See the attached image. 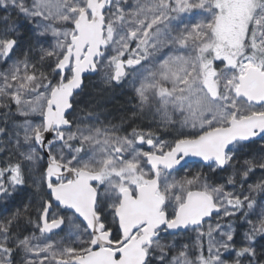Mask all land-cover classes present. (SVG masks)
<instances>
[{"label":"snow or ice","instance_id":"obj_1","mask_svg":"<svg viewBox=\"0 0 264 264\" xmlns=\"http://www.w3.org/2000/svg\"><path fill=\"white\" fill-rule=\"evenodd\" d=\"M0 8L33 26L30 46L0 70V153L9 154L0 198L29 180L44 193L27 220L38 234L12 232L30 202L0 221V264H264V245L256 246L264 240V179L243 189L264 171V142L256 143L264 141V0H0ZM4 20L6 64L18 38ZM48 36L55 42L44 47ZM85 73H100L104 88L76 116ZM125 84L136 101L128 119L151 116L179 138L139 127L121 134L124 118L105 123L103 93ZM242 152L250 158L237 171ZM188 156L213 171L232 165L227 183L239 177L240 192L201 172L176 179ZM238 215L248 229L237 248ZM190 232L191 246L167 240Z\"/></svg>","mask_w":264,"mask_h":264},{"label":"rangeland","instance_id":"obj_2","mask_svg":"<svg viewBox=\"0 0 264 264\" xmlns=\"http://www.w3.org/2000/svg\"><path fill=\"white\" fill-rule=\"evenodd\" d=\"M27 3L30 5L31 4V0H27ZM0 10H1V8H0ZM9 13L17 15V11L15 9L9 10ZM5 17H7L6 14L0 15V34H2L3 29L5 27V20H4ZM198 18H201V17H198ZM16 32L18 33V35L23 34L24 33V29L21 26H19L18 29L16 30ZM26 38L27 39L28 38L32 39V35L31 34H27ZM54 42L55 41H54V39L51 36H48L45 41H42L44 47H48L50 44H53ZM21 44H24V41H22ZM35 47L37 48V51L34 52V53L39 56V51H38L39 45H36ZM25 48H26L25 44L22 47L17 46L15 48V50L13 51L12 55H11V59H9L6 64L3 63V62H0V70H3L5 68H7L10 64L13 63V61H15L17 58H19L22 55V52L24 50H26ZM109 54H114V53L110 52ZM42 70L45 71V72L48 71V69L46 67H44ZM103 88H104V84H103V82L101 80V74L100 73L93 74L90 78H88L85 81V87H84L83 91L81 93H79L77 95V97H76V99L79 101V103L76 106L77 107V111H76L75 115L76 116L83 115V113H81L79 111L81 108H83L85 110L88 109L89 105L87 104L88 102L86 103V100H87L86 98L89 95L91 96V94H89L91 91L95 90V91H97V92L99 91V93H101V89H103ZM116 91H118L119 94H126L125 96L128 97V104L131 107L130 111L128 112V114H129L128 117H129L131 115V112L133 111V105L136 104V101L133 98V92H132L131 88L127 84H125V86L123 88L109 90L108 93L116 94ZM88 99H90V97ZM87 101H89V100H87ZM12 108H13V110H15V105L14 104L12 105ZM97 111H99V110L97 109ZM181 118L182 117L179 114H175L174 115V119H176L177 121L180 120ZM101 119L104 120L105 123H107L108 121L112 122V120L110 118L107 119L104 116H101ZM127 120H128L127 121L128 123L129 122L134 123L135 124L134 127H139L141 129H143L144 131H147L149 129H152V130L156 131L157 135L159 136V138L161 140L173 141L175 138H179L178 134H177V131L175 129H169L168 132H163L158 127V125L156 123L150 122L151 121V116L138 117L135 120H130V119H127ZM115 124H119V123H115ZM123 126H125V125L123 124ZM178 127H179V125L177 124V128ZM185 131L187 133L188 130H185ZM124 133H125V131L122 130L121 134H124ZM243 153L244 152L238 154L237 159L232 162L233 165H236L237 171H242V168L240 166L242 165L243 161L245 159L250 158L249 156H246ZM8 156H9V154H8L7 151H5V153L2 156H0V165L3 166L6 163H8ZM197 172H201V173L204 172L203 174H205L208 177V182L210 184H212L213 186L224 185L225 191H235V192L239 193L240 190H241V184L239 182V177H237V183H236L235 187H233L232 185H229L227 183V180H228L229 176L232 175V173H233L232 165H229L226 169H224V171L222 172L221 176L220 177H215V179H212L213 170L211 168L206 169V171L205 170L202 171L201 168H196L194 166H187L186 168H183L181 171L173 172L172 175L176 179H180V178H182V177H184L186 175H188V176L194 175ZM222 177L224 179H222ZM261 179H264L262 172L254 173V176L248 178L243 183V189H244L245 194H247L248 185L255 184L256 182H258ZM29 182H30V180H29ZM32 191H34L33 187H32ZM36 196H37V198H36ZM42 196H44L43 192L40 193L39 195H37L36 193L34 194V198L37 199L38 207H40V201H41V197ZM13 198H15V197H13ZM3 200H6V199H3ZM10 201H11V199H7L5 201V203L6 202H10ZM17 202H18V199H17ZM2 210H3V206L0 205V218L3 217L1 215V211ZM38 210H40V208H38ZM38 210H37V213H38ZM168 211L169 212L172 211V206L171 205L169 206ZM36 215L37 214H35L34 220L37 217ZM221 215H222V213H221ZM250 218L253 219V220L256 219L255 217H250ZM230 220L231 219L225 218V219L221 220V223L227 225ZM216 221H217V216L216 215H212L210 219H206L205 223H204L205 231L207 230V227H208L209 223H212L214 225L216 223ZM239 224H241V228H239V229H236L235 224L233 225L234 242H235V245H236L237 248L241 245V243L243 241V238H244V232L248 229V225L246 223L241 222V220H240ZM173 239L176 240L178 245L188 244L189 246H191L193 244V242L195 241V232L179 234L177 237H170V236L167 237V240H169V241H171ZM53 240H56V239H53ZM177 250H179V249H177ZM204 254L207 255V240H206V238H205V241H204ZM234 256H235V253L232 252V253H230L228 255H225L224 258L231 260Z\"/></svg>","mask_w":264,"mask_h":264},{"label":"trees","instance_id":"obj_3","mask_svg":"<svg viewBox=\"0 0 264 264\" xmlns=\"http://www.w3.org/2000/svg\"><path fill=\"white\" fill-rule=\"evenodd\" d=\"M2 14H6V16L8 18V20H7L8 24L15 23L17 25L16 30L18 29L19 26H21L24 29L23 34L18 35V33L15 32L13 34V36L18 38V46L22 47L25 44V46H26L25 49H27L30 46V44L32 43V39L31 38L27 39L26 36H27V34L33 35V31H32L33 26L30 25L22 16L10 14L9 11L4 10L3 8H1V10H0V15H2ZM22 41H24V44H21ZM38 59H39V56L36 55L35 53H33V60H38ZM44 67H46L49 70L47 64ZM89 94H91V96L89 95L86 98L87 100H89V101L86 100V103L88 102L87 103L88 105L90 103H94V97H98L101 93H99V91L97 92L94 90V91H91ZM125 95L126 94H119L118 91H116V94L108 93V92L103 93L104 103L101 105V107L98 110L100 112H104L105 115H103V116L107 119H109V118L114 119L115 118V119H119L121 122V118H124V122H126L128 124V122H127L128 121L127 120L128 115H129L128 112L130 111L131 107L128 104V97ZM89 97H90V99H88ZM115 122H117V121H115ZM129 123H131V122H129ZM262 142H264V141H260L259 139L256 140L257 145L262 143ZM190 166H194L196 168H201L202 171H204V170L206 171V169L209 168L207 165L200 164V163H192ZM223 171L224 170H220V169H216L215 171H213L212 179H215V177H220ZM257 172H262L263 177H264V171L256 169L254 172H252V174H250V176L248 178L254 176V173H257ZM222 179H224V178L222 177ZM31 188L26 187L25 189L21 190L18 193V207H16V209L22 208L24 204L30 202L29 213L25 216V218L21 219V222H18V224H19L18 230L20 231L21 235L30 234L31 233L30 231L34 230V225L29 224L27 222V220H28L29 216L31 217V219L34 220L35 214L39 208L37 205V199L34 198L35 191H33V193H30ZM36 198H37V196H36ZM13 204H14V201H13ZM12 206H14V205H12ZM10 213H11L10 210L5 211V209H4L2 216L6 215V217H8L13 212L11 214ZM2 219H3V217H2ZM227 219L232 220L233 218L230 217ZM234 220H235L234 224L236 226V229L241 228V224H239V222H240L239 215L237 217H235ZM260 245H264V240H261L258 238L256 241V246H257L258 251H259ZM244 264H247L246 259L244 261Z\"/></svg>","mask_w":264,"mask_h":264},{"label":"flooded vegetation","instance_id":"obj_4","mask_svg":"<svg viewBox=\"0 0 264 264\" xmlns=\"http://www.w3.org/2000/svg\"><path fill=\"white\" fill-rule=\"evenodd\" d=\"M112 120V123H121L120 122V120L119 119H111ZM115 121H117V122H115ZM123 124L125 125V126H123V131H125V132H129V131H131V129L132 128H134V123H125V122H123ZM144 149L145 150H149V148H148V146L145 144L144 145ZM5 152H3V153H0V156H2L3 154H4ZM46 164H47V157L45 156L44 157V163H43V166L44 167H46ZM7 165V163L5 164V165H0V167H5ZM54 181H55V179H54ZM26 187H32L31 186V183L29 182L28 184H26L24 187H23V189H25ZM22 189V190H23ZM21 191V190H20ZM30 193H33V191H32V188H31V190H30ZM15 198H11V201L10 202H6L5 203V201L6 200H3L4 198H0V205L2 206L3 204L6 206V208H5V211H9L10 210V212L12 213V212H14L15 210H16V207H18V202H17V199H18V195H16V196H14ZM14 201V204H13V201ZM12 202V203H11ZM12 205H14V206H12ZM40 208V207H39ZM53 211L55 212L56 211V209L54 208L53 209ZM10 213V214H11ZM36 214H37V212H36ZM37 216H38V214H37ZM8 217H10V215L8 216ZM8 217H6V215H4L3 216V219H2V221H5ZM109 219H110V217H109ZM19 222H21V220L19 221ZM18 231V228L16 227V226H13V228H12V232H17ZM36 232H37V234H38V229H36ZM64 235V233H59L58 234V236H63ZM113 235H115L117 238L119 237V233H118V230H116V229H114V232H113ZM58 236H52L51 237V239H57L58 238ZM61 247H63V245H61Z\"/></svg>","mask_w":264,"mask_h":264},{"label":"water","instance_id":"obj_5","mask_svg":"<svg viewBox=\"0 0 264 264\" xmlns=\"http://www.w3.org/2000/svg\"><path fill=\"white\" fill-rule=\"evenodd\" d=\"M89 75H92V74L85 73L84 79H85V77H87ZM196 161L208 164V162L203 161L200 157L188 156V157H185L184 161H182V166L187 165L191 162H196ZM182 166H178V169H180ZM53 179H55V177H53Z\"/></svg>","mask_w":264,"mask_h":264}]
</instances>
